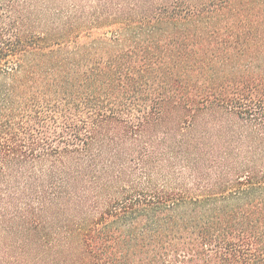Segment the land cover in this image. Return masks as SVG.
<instances>
[{
	"label": "trees",
	"instance_id": "trees-1",
	"mask_svg": "<svg viewBox=\"0 0 264 264\" xmlns=\"http://www.w3.org/2000/svg\"><path fill=\"white\" fill-rule=\"evenodd\" d=\"M0 264H264V0H0Z\"/></svg>",
	"mask_w": 264,
	"mask_h": 264
}]
</instances>
